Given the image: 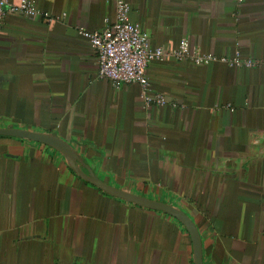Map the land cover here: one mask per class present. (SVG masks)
<instances>
[{
    "label": "crops",
    "instance_id": "1",
    "mask_svg": "<svg viewBox=\"0 0 264 264\" xmlns=\"http://www.w3.org/2000/svg\"><path fill=\"white\" fill-rule=\"evenodd\" d=\"M30 1L52 21L0 20V129L53 135L83 174L184 213L203 264H264V0H124L151 46L186 40L218 59L151 62L168 103L149 107L139 85L98 77L78 32L113 24L115 0ZM0 264L194 261L172 216L99 190L49 146L0 136Z\"/></svg>",
    "mask_w": 264,
    "mask_h": 264
},
{
    "label": "built area",
    "instance_id": "2",
    "mask_svg": "<svg viewBox=\"0 0 264 264\" xmlns=\"http://www.w3.org/2000/svg\"><path fill=\"white\" fill-rule=\"evenodd\" d=\"M6 15H18L29 20L43 16L47 23L52 21L47 14L42 15L35 3L30 0H21L18 4H8L6 0H0V20ZM104 22V28L99 31L87 32L82 29L78 31L97 53L98 77L108 80L115 89L122 85H139L146 107L164 106L168 103L161 94L152 91L146 78V69L151 62L173 58L202 66L218 60L212 55L199 54L191 50L186 40L172 50L151 46L149 37L141 25L129 20V5L124 0H115L113 24L108 25L107 21ZM231 63L245 68L257 65L252 60L241 61L238 55Z\"/></svg>",
    "mask_w": 264,
    "mask_h": 264
},
{
    "label": "water",
    "instance_id": "3",
    "mask_svg": "<svg viewBox=\"0 0 264 264\" xmlns=\"http://www.w3.org/2000/svg\"><path fill=\"white\" fill-rule=\"evenodd\" d=\"M0 136L24 139L49 146L50 148L56 150L65 158L67 165L75 174L82 177L83 179L94 185L96 188H98L99 190L104 191L110 196L126 200L127 202L133 203L137 206L148 208L155 211H160L169 216H172L181 224H183V226H185L186 230L190 235L193 246L194 264H203L199 233L196 227L194 226V224L188 219V217L185 216L184 213L178 211L177 209H175L170 205L151 201L145 198L136 197L127 192L118 190L116 188H112L100 182L89 170H88V175L83 174L76 165V163L78 162V158L75 152L64 141L60 140L59 138L53 135L33 133V132L14 130V129H0Z\"/></svg>",
    "mask_w": 264,
    "mask_h": 264
}]
</instances>
